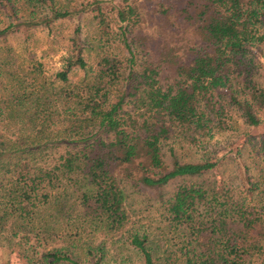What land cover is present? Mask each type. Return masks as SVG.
I'll use <instances>...</instances> for the list:
<instances>
[{
  "label": "trees",
  "instance_id": "1",
  "mask_svg": "<svg viewBox=\"0 0 264 264\" xmlns=\"http://www.w3.org/2000/svg\"><path fill=\"white\" fill-rule=\"evenodd\" d=\"M17 1L0 38L70 30L60 67L36 62L0 102L30 128L0 131V264H264V0ZM133 189L154 227L130 219Z\"/></svg>",
  "mask_w": 264,
  "mask_h": 264
},
{
  "label": "rangeland",
  "instance_id": "2",
  "mask_svg": "<svg viewBox=\"0 0 264 264\" xmlns=\"http://www.w3.org/2000/svg\"><path fill=\"white\" fill-rule=\"evenodd\" d=\"M79 0H55L58 7H68L72 4L77 3ZM20 4H15V9L18 16L21 14H31V11L38 13V9H32L31 4H23V0H18ZM11 17L0 10V26L10 21ZM70 30V24L66 21H58L51 24V27L39 25L33 28H29L26 32H16L13 35H8L5 39L0 38V78L2 79V87L0 91V102L6 101L11 97V92H19L22 89L12 88L16 79H21L24 75L26 81L28 80L29 68L36 62H40V67L45 75L56 70L61 65V56L65 48L66 38ZM83 40L86 41L87 50L86 58L88 63H92L94 60V53L98 50L101 41L95 37L94 31L90 23L85 22L82 26ZM79 73H76V76ZM2 85V86H3ZM6 104L11 105L10 108L1 107L0 109V131H2L8 138L12 140H18L19 137H23L25 134H29L30 128L25 122V115L21 109L17 107L11 101H7ZM221 138V137H220ZM222 141L230 142L229 136L221 138ZM238 141L232 142L231 145L235 146ZM229 145L224 147L223 152L225 161L221 166L224 172V176L236 178L237 181L244 180L245 171L242 166V161L250 167L251 159L246 155L241 160L240 158H232V154L228 151ZM130 196V203L132 204L130 219L138 220L144 225L151 227L155 226V213L153 208L150 207H139L143 193L139 190H127ZM99 239L97 238L95 242ZM108 243H106V246ZM51 246V245H50ZM80 251V250H79ZM111 254V253H110ZM79 255L83 258L82 251ZM112 255V254H111ZM9 256L10 262H16L12 256V252ZM107 264H116L119 259L112 257L107 260ZM125 264H138L133 256L129 255L124 262Z\"/></svg>",
  "mask_w": 264,
  "mask_h": 264
}]
</instances>
